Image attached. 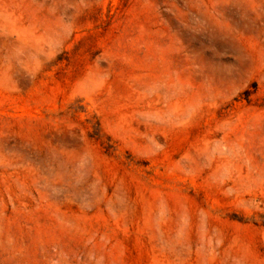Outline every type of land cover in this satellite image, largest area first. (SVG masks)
I'll return each mask as SVG.
<instances>
[{"label": "rangeland", "instance_id": "obj_1", "mask_svg": "<svg viewBox=\"0 0 264 264\" xmlns=\"http://www.w3.org/2000/svg\"><path fill=\"white\" fill-rule=\"evenodd\" d=\"M0 264H264V0H0Z\"/></svg>", "mask_w": 264, "mask_h": 264}]
</instances>
